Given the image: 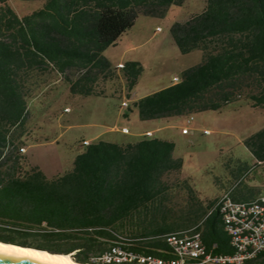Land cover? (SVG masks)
Segmentation results:
<instances>
[{
	"label": "trees",
	"instance_id": "trees-1",
	"mask_svg": "<svg viewBox=\"0 0 264 264\" xmlns=\"http://www.w3.org/2000/svg\"><path fill=\"white\" fill-rule=\"evenodd\" d=\"M42 1L41 9L19 18L0 0V241L105 264L98 258L116 245L166 258L164 236L197 226L207 253L230 254L216 210L204 220L209 207L199 204L176 218L161 211L168 177L182 168L172 142L97 141L83 145L62 175L49 179L37 167L19 174L18 157L6 150L13 146L11 131L26 118V81L51 71L71 96L105 97L99 84L120 75L129 97L142 67L126 62L117 73L103 52L138 16L163 17L185 0ZM170 34L181 55L200 51L201 62L182 71L178 83L129 104L128 112L151 121L221 111L240 98L264 109V0H205L199 14L173 24ZM244 145L264 163V127ZM150 208L157 210L150 221L123 237V225ZM243 264H264V251Z\"/></svg>",
	"mask_w": 264,
	"mask_h": 264
},
{
	"label": "rangeland",
	"instance_id": "rangeland-1",
	"mask_svg": "<svg viewBox=\"0 0 264 264\" xmlns=\"http://www.w3.org/2000/svg\"><path fill=\"white\" fill-rule=\"evenodd\" d=\"M7 5L22 18L41 9L44 1L7 0ZM204 5L205 0H185L182 5L170 6L163 17L138 16L134 26L122 38L120 48L110 49L114 64L119 60L124 45L136 47L125 58L126 62L135 58L142 67L132 90L138 96L161 90L174 76L179 79L182 71L201 62L200 51L180 54L170 28L199 14ZM45 75L52 82L58 76L51 71ZM41 77L43 75H32L26 81V118L22 127L11 131L13 146L6 150L7 154L18 157L19 174L37 167L49 179L62 175L72 169L84 139L104 132L102 141L111 137L118 144L134 143L140 138L138 134L166 123L165 119L140 121L136 111L127 110L128 118L118 116L115 119L122 97L126 98L125 92L123 95L110 92L120 89V81H123L120 75L99 84L98 90L107 92L105 97H75L73 101L65 96L63 84H66L62 80V85L54 84L50 89L43 86ZM123 88L126 91L125 86ZM65 107L70 110L66 112ZM190 117L192 120L188 122ZM115 124L119 130L126 127L130 134H109V129ZM167 124L172 127L155 132L154 136L164 137L174 144L173 157L181 159L182 169L181 173L168 177L171 190L161 211H168L171 218L182 216L188 207L197 203L205 206L218 190L236 185V190L250 185L255 192L264 195V163H257L244 145L248 137L264 127V109L252 108L248 100L240 98L221 111L173 117ZM182 129H186L188 134H182ZM237 166L244 169L239 175H234ZM248 167L249 174L241 180ZM156 212L155 208H150L135 213L123 225V237L134 227L148 223L152 213Z\"/></svg>",
	"mask_w": 264,
	"mask_h": 264
},
{
	"label": "built area",
	"instance_id": "built-area-1",
	"mask_svg": "<svg viewBox=\"0 0 264 264\" xmlns=\"http://www.w3.org/2000/svg\"><path fill=\"white\" fill-rule=\"evenodd\" d=\"M123 65L119 67L122 68ZM176 83L178 78L174 79ZM128 102L122 103V108L128 107ZM192 120L189 118L188 122ZM127 134V129H122ZM186 133V129H182ZM209 132L206 131V134ZM151 133L147 134L150 137ZM89 143L84 141L83 145ZM24 152V149H22ZM232 188L225 191L215 202L213 210L219 214L226 233L230 234L228 255H213L206 252L203 241H195V234H201L197 226L167 234L164 238L167 244L166 258L139 254L116 245L98 258L105 260L134 259L137 264H243L264 251V195L249 202H236L232 199Z\"/></svg>",
	"mask_w": 264,
	"mask_h": 264
},
{
	"label": "crops",
	"instance_id": "crops-1",
	"mask_svg": "<svg viewBox=\"0 0 264 264\" xmlns=\"http://www.w3.org/2000/svg\"><path fill=\"white\" fill-rule=\"evenodd\" d=\"M127 33H125V34H123L119 39H118V41L113 45V46H111V47H109V48H107L104 52H103V57L105 58V59H107L108 60V62L110 63V65H111V67L115 64V66H113L114 68H115V71L118 73L119 72V70L121 69L119 66L120 65H124L125 63H126V58H125V56L128 54V53H130V52H132L136 47L135 46H129V44H126V45H124L123 46V49H122V51H121V56H120V58H119V60H117L114 64H113V61H112V58H111V53H110V49H112V48H118L119 46H120V44H122V38L126 35ZM173 40V39H172ZM175 44V43H174ZM176 46V45H175ZM120 48V47H119ZM129 62H137V63H139V61L138 60H136L135 58H130V60H129ZM42 78V80H43V86L45 87V88H47V87H49L50 89H51V86L52 85H54V84H58V83H60L61 85L63 84V82L61 81V78L59 77V76H56V78L53 80V82L50 80V79H48V78H46V75L44 74L43 75V77H41ZM175 78H177V77H173L172 78V80H170V81H168V84L166 85V86H164L163 88H161V89H164V88H167V87H169V86H172V85H174V84H176V82H175ZM63 86H64V93H65V96L66 97H68V100L69 101H73L74 99H75V97H81V96H71L70 94H69V92H68V87H67V85H64L63 84ZM124 83H123V81L121 80L120 81V91L119 90H114V91H110V92H113V93H116L117 94V92H119L120 93V95H123V92H125L126 93V91H124ZM157 91H159V90H157ZM155 91H151V92H144V94H142L141 96H138L137 95V93L136 92H131L130 94H129V97H127L126 96V98L123 96L122 97V100H121V104H120V107L118 108V112H117V117L115 118V119H117L118 118V116H121V117H124V118H128V114H127V112H126V108H122V103L124 102V101H127L128 102V104H131L132 102H134V101H137V100H139V99H141V98H143V97H145V96H147V95H150V94H152V93H154ZM107 93V92H106ZM105 93V96L107 95ZM82 98H86V97H82ZM70 110V108H68V107H65V111L66 112H68ZM127 115V116H126ZM166 120V123L164 124V125H161V126H159V127H157L156 129H154V130H146L145 132H142V133H140V134H138V137H140L138 140H141V139H144V138H157V139H161V140H165V141H168V140H166L164 137H155L154 136V133L155 132H163V131H165V130H168V128H170V126L171 125H168L167 124V122H168V120H170V118H166L165 119ZM151 121H155V120H151ZM172 127V126H171ZM122 129H127L126 127H124V126H122L121 127V129L119 130L118 128H117V126H116V124L114 125V126H112L110 129H109V134H116V133H119V132H121L122 133ZM128 130V129H127ZM182 131V130H181ZM148 133H151V136L150 137H147V134ZM122 134H124V133H122ZM130 133H129V131H128V133L127 134H125V135H129ZM182 134H184V135H186V134H188V133H182ZM104 135V132H100V133H98V134H96L95 136H93V138H90V139H84L83 140V142L84 141H86V142H88V143H95V142H97V141H102V140H100L101 139V137ZM110 136H112V135H110ZM137 140V141H138ZM105 142H111V143H116V144H118L116 141H114L113 140V138H111V137H109V140H107V141H105ZM134 142H136V141H134ZM127 143H133V142H127ZM25 151H26V148H25ZM252 156V155H251ZM172 157H173V155H172ZM173 159H179V158H174L173 157ZM254 159V158H253ZM181 160V159H180ZM255 160V159H254ZM256 161V160H255ZM257 162V161H256ZM258 163V162H257ZM241 164V163H240ZM246 166H247V164H246ZM182 169V168H181ZM243 169H244V167H236V171L234 172V175H239L242 171H243ZM249 170H250V168L248 167V169L245 171V172H243V174H242V177H241V180H243L248 174H249ZM179 173H181V171L179 172ZM235 177V176H234ZM237 186V185H236ZM236 186H232V187H229V188H222V189H220V190H218V192L217 193H215L213 196H212V198L209 200V202L207 203V204H205V206L202 204H199V203H197V204H199L201 207H209V210H208V212L203 216V220L213 211V206H214V204H215V202L217 201V199L225 192V191H227V190H229V189H233L232 190V199L234 200V201H236V202H249V201H252V200H254V199H256L258 196H261V194H259L258 192H255L254 191V187H252V186H250V185H246L245 187L244 186H241L240 188H238L237 190L235 189L236 188ZM201 222H202V219H201V221H199L198 222V225H201ZM192 227H195V226H192ZM192 227H190V228H192ZM217 229L220 231V232H222L223 231V228H222V223L220 224V223H218L217 224ZM223 233H224V231H223ZM225 234V233H224ZM227 239H228V237H227V235L225 234L224 235ZM205 246V245H204ZM210 248H211V250H213V249H215L216 248V244L215 243H213V244H211V246H210ZM230 251H231V249H230ZM211 254V253H210ZM215 255H219V254H215ZM228 255V254H227Z\"/></svg>",
	"mask_w": 264,
	"mask_h": 264
},
{
	"label": "bare ground",
	"instance_id": "bare-ground-1",
	"mask_svg": "<svg viewBox=\"0 0 264 264\" xmlns=\"http://www.w3.org/2000/svg\"><path fill=\"white\" fill-rule=\"evenodd\" d=\"M226 233L225 225H223ZM228 241H230V234L226 233ZM167 235L164 236V238ZM195 241H202L201 234H195ZM166 242V241H165ZM0 257L11 258L14 260H21L29 264H81L75 263L71 255L64 254H50L45 251H39L35 248L21 247L19 245H8L0 243ZM105 264H137L134 259H117L105 260ZM90 264V263H83Z\"/></svg>",
	"mask_w": 264,
	"mask_h": 264
},
{
	"label": "water",
	"instance_id": "water-1",
	"mask_svg": "<svg viewBox=\"0 0 264 264\" xmlns=\"http://www.w3.org/2000/svg\"><path fill=\"white\" fill-rule=\"evenodd\" d=\"M0 243L8 244V245H14V244L5 243V242H1V241H0ZM21 247H24V246H21ZM37 250H39V249H37ZM39 251H43V250H39ZM45 252L50 253V254H59V253H52V252H48V251H45ZM72 260L75 263H79V262H76L73 258H72ZM0 264H29V263L21 261V260H14L11 258L0 257ZM81 264H83V263H81Z\"/></svg>",
	"mask_w": 264,
	"mask_h": 264
}]
</instances>
